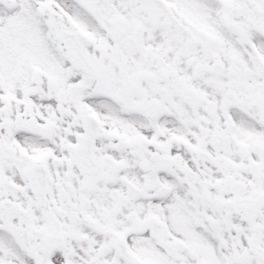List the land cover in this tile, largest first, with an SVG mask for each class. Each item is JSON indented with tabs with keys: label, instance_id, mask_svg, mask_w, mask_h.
Wrapping results in <instances>:
<instances>
[{
	"label": "snow or ice",
	"instance_id": "6c2138e0",
	"mask_svg": "<svg viewBox=\"0 0 264 264\" xmlns=\"http://www.w3.org/2000/svg\"><path fill=\"white\" fill-rule=\"evenodd\" d=\"M0 264H264V0H0Z\"/></svg>",
	"mask_w": 264,
	"mask_h": 264
}]
</instances>
